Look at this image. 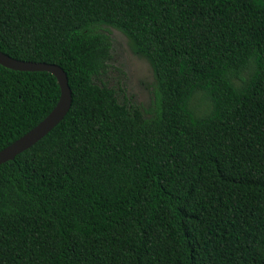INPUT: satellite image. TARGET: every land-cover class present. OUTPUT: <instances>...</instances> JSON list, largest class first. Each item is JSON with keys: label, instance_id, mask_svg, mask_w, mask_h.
<instances>
[{"label": "trees", "instance_id": "trees-1", "mask_svg": "<svg viewBox=\"0 0 264 264\" xmlns=\"http://www.w3.org/2000/svg\"><path fill=\"white\" fill-rule=\"evenodd\" d=\"M113 28L147 107L108 81ZM0 50L72 97L0 164V264H264V0H0ZM59 95L0 64V150Z\"/></svg>", "mask_w": 264, "mask_h": 264}, {"label": "water", "instance_id": "water-1", "mask_svg": "<svg viewBox=\"0 0 264 264\" xmlns=\"http://www.w3.org/2000/svg\"><path fill=\"white\" fill-rule=\"evenodd\" d=\"M0 64L18 71H48L59 84L60 95L51 111L33 128L0 150V164L14 159L44 137L66 115L71 105V90L65 71L57 64L47 62L25 61L11 57L0 50Z\"/></svg>", "mask_w": 264, "mask_h": 264}, {"label": "rangeland", "instance_id": "rangeland-1", "mask_svg": "<svg viewBox=\"0 0 264 264\" xmlns=\"http://www.w3.org/2000/svg\"><path fill=\"white\" fill-rule=\"evenodd\" d=\"M112 66L107 72L109 83H118L124 95L134 103L149 106L154 98L155 80L148 61L135 54L126 37L112 29Z\"/></svg>", "mask_w": 264, "mask_h": 264}]
</instances>
